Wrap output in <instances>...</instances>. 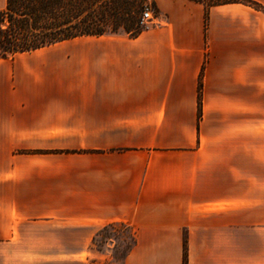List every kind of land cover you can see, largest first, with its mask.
<instances>
[{
  "label": "crops",
  "instance_id": "1",
  "mask_svg": "<svg viewBox=\"0 0 264 264\" xmlns=\"http://www.w3.org/2000/svg\"><path fill=\"white\" fill-rule=\"evenodd\" d=\"M0 56V264H264V0ZM7 0H0V10ZM202 71V72H201ZM201 72L200 117L198 78Z\"/></svg>",
  "mask_w": 264,
  "mask_h": 264
},
{
  "label": "trees",
  "instance_id": "2",
  "mask_svg": "<svg viewBox=\"0 0 264 264\" xmlns=\"http://www.w3.org/2000/svg\"><path fill=\"white\" fill-rule=\"evenodd\" d=\"M201 2L205 7L204 22L205 26L208 18V9L212 5L240 2L250 5L256 9H262L263 6L254 0H194ZM96 0H30L29 4L18 16H10V27L2 28L6 12L0 10V56L8 57L18 52L31 51L40 47L51 45L55 42L71 39L83 35H100L106 33L105 30L87 28V25L73 26L78 23L86 11L92 12V5ZM91 4L87 8V5ZM10 5V0H7ZM56 5L58 15H55L52 6ZM68 6L72 9V15L62 16L63 8ZM153 6L156 8L155 4ZM7 7V6H6ZM9 9H11L9 7ZM91 9V10H90ZM157 9V8H156ZM13 11V10H11ZM14 12V11H13ZM125 13L130 16L135 14V9L126 8ZM54 14V16H53ZM52 15V16H51ZM58 16L59 19H55ZM52 18V20H49ZM83 19V17H82ZM32 21V22H31ZM121 26L130 37L137 36L144 26L138 23L135 18H121ZM134 25V26H133ZM115 30H111L110 33ZM202 72V71H201ZM201 72L198 78L197 96H198V118L200 117V97H201ZM134 243V234H132ZM132 247V246H131ZM129 248L128 252L130 251ZM127 252V253H128ZM126 253V255H127ZM125 255V256H126ZM124 256V257H125ZM123 257V259H124ZM182 264H187L186 239H183Z\"/></svg>",
  "mask_w": 264,
  "mask_h": 264
},
{
  "label": "rangeland",
  "instance_id": "3",
  "mask_svg": "<svg viewBox=\"0 0 264 264\" xmlns=\"http://www.w3.org/2000/svg\"><path fill=\"white\" fill-rule=\"evenodd\" d=\"M29 2L30 0H10V5H7L5 8L6 15L4 21L1 23L2 28L10 27L9 19L11 14L12 16H18V13L24 11ZM147 5L154 7L152 0H96V3L92 5V12H84L82 15L83 19L81 17L78 23L73 26L79 27L85 24L87 28L105 30L106 33H110L111 30H115L112 33L125 32L120 25L121 18H135L138 20V23L141 24L140 17L144 7ZM90 6L91 4H88L87 8ZM9 7L11 9H9ZM127 7L131 9L134 8L135 14L128 16L125 13ZM58 9L56 5L52 6L55 15H58ZM155 10L156 13H158L156 8ZM72 12L70 7L65 6L62 16H70ZM55 19H59V17L55 16ZM49 20H52V18H49ZM147 23L148 22H144L141 25L145 27ZM132 234L133 229L123 223H111L96 227L95 235L90 243L89 249L91 251L103 252L105 255L103 259L104 263L119 264L129 248L133 245Z\"/></svg>",
  "mask_w": 264,
  "mask_h": 264
},
{
  "label": "built area",
  "instance_id": "4",
  "mask_svg": "<svg viewBox=\"0 0 264 264\" xmlns=\"http://www.w3.org/2000/svg\"><path fill=\"white\" fill-rule=\"evenodd\" d=\"M157 21V13L154 7L147 5L144 7L142 11V15L140 17V23L143 24L144 22L149 21Z\"/></svg>",
  "mask_w": 264,
  "mask_h": 264
}]
</instances>
